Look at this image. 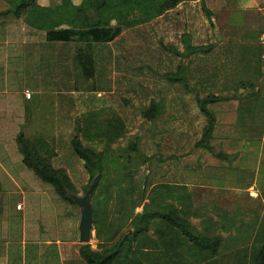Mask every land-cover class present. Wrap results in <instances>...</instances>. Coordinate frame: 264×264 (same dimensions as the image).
<instances>
[{"label": "rangeland", "instance_id": "rangeland-1", "mask_svg": "<svg viewBox=\"0 0 264 264\" xmlns=\"http://www.w3.org/2000/svg\"><path fill=\"white\" fill-rule=\"evenodd\" d=\"M238 1L241 5H237ZM262 7L264 0H195L183 2L151 22L123 28L114 41L116 43L112 44L114 57L109 67L111 69L103 72L98 80L92 78L91 83H95L92 91L84 89L89 85L84 78L80 77L76 82L73 72L71 76L73 57L68 52L64 56L62 49L64 52L66 49L56 43L47 44L48 51H43L47 56L45 61L38 60L33 64L24 61L23 65L27 68H39V76L19 78L13 67L14 64H19L17 59L20 57L16 58L17 52L25 49L20 45L24 39L21 33L31 36L28 30L32 29L25 26L23 16H0V19L13 20L18 26L17 30L7 32L5 38L9 41L7 46L18 41L16 46L10 48V58L6 61L10 69L4 73L0 72V102H3L0 104V114L2 111L8 112L12 118L6 127L0 126V136L8 140L7 144L0 143V156L6 172L10 170L19 186L17 189L11 187V183L8 184V175L0 168L1 203L7 199L10 201L7 203L6 212L14 217L18 224L27 215V218L44 220L51 228L55 226L54 218H59L60 228L57 233L47 232L49 238L55 235H80L77 234L80 233L77 226H80L81 222V208L76 203L63 199L51 184L41 180L33 170L22 163L23 157H20L17 139L20 133H24L32 139L45 137L54 141L57 155L53 163L56 167L68 169L71 178L76 181L78 195L83 196L89 180L83 161L72 151L71 144L65 143L64 146L58 147L64 144L69 137L67 133L71 130L69 125L68 128L65 127L62 116L70 114L74 118H82L87 116V112H100L101 104L97 106L98 101L95 99L103 96L107 98V103L111 104H103V108L109 110L110 114L120 115L121 119L117 121L122 124L120 131L124 129L123 136L113 143L109 159L129 152L135 162L139 160L140 169L136 178L140 184L143 178L148 179L149 190L161 183L184 185L193 196L189 209L192 223L210 236H222L223 241L217 256L221 258L219 264H246L248 255L257 245V236L263 223L261 219L264 218V111L256 112L258 118L263 119L261 128L257 124H241V127L233 126V132H230L227 128L230 121L221 126L217 125L215 136L211 139V147L216 153L223 152L229 157L222 159L213 154L208 145H201L207 118L201 113L196 99L197 96L202 98L209 94H238V89L241 88V92L258 90L264 94L262 76L256 74V78L252 79L255 80L253 86L250 85V80L243 76L246 83L240 86L237 82V72L234 71L238 68L237 60L234 59L232 65L222 62L224 44L228 42L225 38L248 42L244 39L258 29L247 18L254 20L260 15L258 9ZM4 9V4L0 5V11ZM186 34L190 36L193 44L211 46L209 57L217 56V60L212 63L208 54H194L186 58L166 50L177 48L184 51ZM35 37L43 41H34L32 49L46 44L44 32H37ZM29 44L30 42H24V45ZM181 63L186 65V70L181 69L180 72L182 75L187 73V86L168 80V74L177 72ZM223 67H228V72L234 73L236 80L230 78L225 83L226 79L222 77ZM6 73L14 78H6ZM61 74L70 77L72 82L69 85L79 84L83 87L77 91L73 90L74 88L69 90L61 84ZM26 88L33 89V92L25 91ZM34 95H38L39 99ZM91 96L93 100H89ZM153 100L165 107V112L154 125L142 115ZM243 103L244 101H240L241 106ZM221 104L224 105V102L213 103L210 108L215 112L216 107ZM233 106L237 107L238 104ZM4 108L9 110H3ZM237 109L233 110L235 119ZM15 111L20 117L25 116L20 123ZM105 117L104 115L102 119ZM83 142L94 143L89 139ZM135 142L138 144V151L131 150ZM94 146L102 148L97 142ZM144 155L151 158L146 164L142 163ZM109 169L115 171L113 166ZM161 198L170 199L166 194L165 198L164 195ZM149 200L147 199V202ZM22 202L26 204L25 208ZM30 202L33 207L29 206ZM19 204L21 211L17 210ZM140 210L141 207L137 209ZM93 211L94 215L95 210ZM15 232L18 236V231ZM155 232L156 226H153L149 237H155ZM95 235L96 229L93 230L90 241L96 249L98 245ZM80 244L79 241L74 248L77 250L73 251V257L66 259L63 264H86L78 252ZM44 246L46 248V245ZM16 247L17 245L14 248ZM48 250L54 264H57L59 258L56 245H52ZM15 256L16 261L21 262L19 255Z\"/></svg>", "mask_w": 264, "mask_h": 264}, {"label": "trees", "instance_id": "trees-1", "mask_svg": "<svg viewBox=\"0 0 264 264\" xmlns=\"http://www.w3.org/2000/svg\"><path fill=\"white\" fill-rule=\"evenodd\" d=\"M193 1L195 0H137L136 3H129L126 0H82L75 4L73 0H62L56 5L54 13H51L49 7L41 6L37 0H11V7L1 14L23 16L33 28L45 30L48 41L63 45L66 51L62 49V54L65 56L68 52L73 57L74 66L70 68L72 71L69 70L71 76L73 72L76 82L80 77L84 78L89 83L84 89L92 91L95 85L91 83L92 78L98 80L103 72L111 69L113 45L116 43L113 41L122 33L123 28L151 22L179 4ZM238 3L237 5H241L239 1ZM184 42V51L177 48L166 50L186 58L194 54H207L210 50L206 45L191 43L188 34ZM1 54L4 55V52L1 51ZM5 66L7 62L0 56V70ZM181 69L186 70V65L179 64L177 72L168 74V80L187 86V73L182 75ZM39 74L38 72L37 76ZM60 77L61 84L69 90L74 88L77 91L83 87L79 84L69 85L72 82L70 77L63 74ZM255 98L262 102L264 109V94L258 92ZM220 99V96L211 94L202 98L197 96L198 107L207 118L201 145H208V149L217 157L228 159L227 154L216 153L211 147L216 125L210 105ZM95 101H98L97 106H102H99L102 108L100 112L93 110L82 118H74L70 114L62 116L65 127L70 126L71 130L67 133L69 137L64 144L58 146L60 148L65 143L71 144L72 151L83 161L89 178L85 191L95 181L91 201L95 210V238L98 248H93L91 243L80 244V254L86 264H219L221 258L217 256L222 236H210L192 223L189 216L193 203L191 191L182 184L172 186L167 183L154 185L149 190L148 179L143 178L140 184L136 178L140 169L139 160L135 162L129 152L109 159L112 145L123 136L124 129L120 131L122 124L117 121L121 119L120 115L110 114L109 110L103 108V104L111 105L107 103V98L98 97ZM164 112L165 107L153 100L142 115L154 125ZM104 115L106 117L103 120ZM88 139L101 144L102 148H96L94 143L83 142ZM17 143L24 164L41 180L51 184L63 199L75 204L71 195H78L79 189L68 169L56 167L53 163L57 155L54 141L45 137L32 139L20 133ZM137 145L136 142L133 143L131 150L138 151ZM150 160V157L144 155L142 163L146 164ZM110 166L115 171H111ZM165 194L170 199L161 198L163 195L165 198ZM147 199L150 200L147 202ZM139 207L141 210L137 211ZM261 220L263 223L257 236V245L248 255L246 264H264V218ZM153 226H156L155 237H149Z\"/></svg>", "mask_w": 264, "mask_h": 264}, {"label": "crops", "instance_id": "crops-1", "mask_svg": "<svg viewBox=\"0 0 264 264\" xmlns=\"http://www.w3.org/2000/svg\"><path fill=\"white\" fill-rule=\"evenodd\" d=\"M73 1L75 4H79L81 3L82 0H73ZM126 1L129 3L137 2V0H126ZM37 2L41 6L49 7L51 10V13H54L56 5L58 3H61L62 0H37ZM2 4H4V6L6 7V9H4L3 11H7L11 7L12 2L11 0H0V5ZM3 11L2 10L0 11V16H3V14H1ZM258 12L260 13V15L255 17L254 20H251L253 18H250V17L247 18L249 21H252L251 24L253 26H256L258 29L257 31L252 32L250 36L244 39L245 41H248V42H241V41L239 42L237 38H233L234 41L232 40V38H229V37L225 38L228 42L224 44V50L222 52V56H223L222 62L223 64L229 63L230 65H232V63L234 62V59L237 60L238 68L237 70H234V71L237 72L236 74L238 78L237 82L240 83V86H243V84L246 83L245 81H243L244 79L243 76H245L246 79L250 80L251 86H253V84L255 83V80L252 81V79L256 78V74H258V76H262V79L264 78V7H262L261 9L259 8ZM9 15H13V14L5 13V16H9ZM112 22L114 23V20ZM25 24H26L25 26L29 27V29H32V30H28L30 31V34L32 37L29 34L26 35L23 32L21 33V35L24 36L23 41L30 42V44L24 45L23 41L20 43L21 46L25 47V49L23 51L17 52L18 56H16V58L20 57V59H17L19 64H14L13 70L18 73L19 78H33V77H36L38 72H40L38 70L39 68H37L36 66L35 67L32 66L33 69L27 68L23 65L24 61H27L28 63L30 62L32 64L36 63L38 60L45 61V58L47 56L46 54L43 53V51H48L49 48H47L48 47L47 44L54 43V42L46 40L47 41L46 44L40 45V48L32 49V47L34 46V41L36 42L43 41V40H38V38L35 37L37 32L39 33L44 32L45 35H46V32L45 30L33 28L27 22ZM14 29L17 30L18 26L13 20L8 19V18L0 19V32H1L0 56H1V59H3L4 61L9 60L10 53H11L10 48H12L13 46H16L18 43V41H15L9 46H7L8 44L6 45V43H9L8 40H5L7 32L12 31ZM27 46L31 48L29 49ZM207 47H209L211 50V46H207ZM3 48H4V51H3ZM42 48H47V49H42ZM1 51L4 52V55L1 54ZM209 51L207 52L209 61L214 63L217 60V56L209 57V53H210ZM243 61L245 62L243 63ZM9 69L10 68L7 64V66L3 67V69L0 70V72L4 73V72H7ZM228 70H229L228 67H223V70H222V77H225L226 79L225 83H227L230 80V78H234V80H236L235 74L234 73L230 74ZM6 78L12 79L14 78V76L6 73ZM256 87H258V85H256ZM241 89H238L240 90L238 94L228 93V94H225L224 96H220L221 99L216 101V103L224 102V105L221 104L220 106L216 107L215 112L212 110L215 116L216 127L221 126L224 122L230 121V124L227 125L228 126L227 128L230 129V132H233V129H234L233 126L241 127V124L242 125L257 124L260 127L263 124L262 123L263 119L258 118L259 115L256 114V112L264 111L262 107V102L259 101L257 98H255L256 94L259 91L252 90V92H241L242 91ZM31 90L33 92V89L31 88L25 89V91L27 92H31ZM38 93L40 94L39 91ZM214 95H216L217 97L219 96V94H214ZM36 97L38 98L39 96L37 95L35 96V98ZM99 97H102V96H99ZM240 101H244L242 106L240 104ZM2 103L3 102H0V104ZM236 103L238 104V106L237 107L233 106ZM235 109H237L236 119L233 116V113H234L233 110ZM3 110H9V109L4 108ZM15 112H16L15 116L19 117L18 123H20V121L24 120L25 116L22 117L21 115L20 117L19 113L17 111ZM11 120L12 118H10L8 112H4V111L1 112L0 126L6 127L11 122ZM245 121H248V122L245 123ZM7 141L8 140L0 136V143L7 144ZM20 157L22 158V155ZM22 163H23V158H22ZM3 164L4 163L0 156V168L5 173L6 167ZM6 174L9 177L8 184L11 183V187L15 189L19 188L17 184V180L14 179V177H12V173L10 172V170L9 172H6ZM8 202L10 201L7 199L6 202L4 201V203L3 202L1 203V199H0V208H1L0 264H19V263L20 264H54L53 257L48 250L52 245H56V252L59 258L57 264L58 263L63 264V262L66 259H68L69 257L70 258L73 257L74 255L73 251L77 250V249L75 250L74 248L76 244L80 241L79 232L77 233L79 235L78 237L73 236V235H66L63 237L55 235L53 238H49L47 236V232H51V233H53L52 231L56 233L58 232V229L60 228L58 225L59 218H54L55 226L53 228H51V225L48 226L47 224H45L44 220L41 221L40 218H34V217L27 218L28 217L27 215L25 218H22V220L18 224V222L16 223V221L13 219L14 217L12 218V216L8 212H6V208H7L6 206ZM17 203H20V202H17ZM23 204L25 208L26 204L22 202V206ZM28 204L29 206L33 207V204L31 202ZM17 210H20L18 208V205H17ZM77 227H79L80 229V226H77ZM15 230L18 231L19 233L18 236H16L17 233L15 232ZM80 243L83 244L82 242ZM15 245H17L16 248H14ZM44 245H46V248ZM78 252L80 253L79 249H78ZM15 254L19 255V260L21 262L16 261Z\"/></svg>", "mask_w": 264, "mask_h": 264}, {"label": "water", "instance_id": "water-1", "mask_svg": "<svg viewBox=\"0 0 264 264\" xmlns=\"http://www.w3.org/2000/svg\"><path fill=\"white\" fill-rule=\"evenodd\" d=\"M95 181L91 184L89 189L83 196L72 194L73 200L81 208V222H80V242L83 244L90 243L92 232L95 230V219L93 215V203L91 201Z\"/></svg>", "mask_w": 264, "mask_h": 264}, {"label": "built area", "instance_id": "built-area-1", "mask_svg": "<svg viewBox=\"0 0 264 264\" xmlns=\"http://www.w3.org/2000/svg\"><path fill=\"white\" fill-rule=\"evenodd\" d=\"M28 96H30V94H28ZM18 207L20 208L21 207V204H19Z\"/></svg>", "mask_w": 264, "mask_h": 264}]
</instances>
